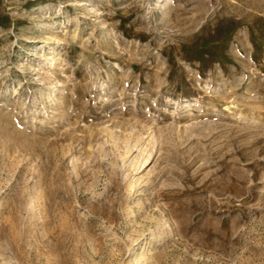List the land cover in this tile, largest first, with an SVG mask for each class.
<instances>
[{"label":"rangeland","instance_id":"rangeland-1","mask_svg":"<svg viewBox=\"0 0 264 264\" xmlns=\"http://www.w3.org/2000/svg\"><path fill=\"white\" fill-rule=\"evenodd\" d=\"M0 264H264V0H0Z\"/></svg>","mask_w":264,"mask_h":264}]
</instances>
